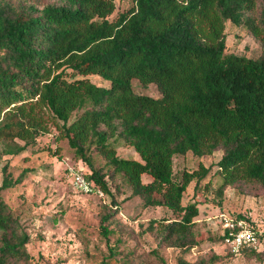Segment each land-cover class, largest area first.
I'll use <instances>...</instances> for the list:
<instances>
[{"label":"trees","instance_id":"1","mask_svg":"<svg viewBox=\"0 0 264 264\" xmlns=\"http://www.w3.org/2000/svg\"><path fill=\"white\" fill-rule=\"evenodd\" d=\"M131 2L111 18L114 0H61L42 7L0 0V156L23 153L53 124L56 138H66L89 167L83 173L112 202L117 203L108 177L120 175L144 206L175 214L149 225L158 233L152 252L165 264L160 246L188 251L200 242L199 200L183 201L190 181L197 185L214 166L219 195L228 186L264 187V0ZM227 20L261 41L260 56L226 51ZM133 77L154 82L160 95L135 91ZM117 142L132 146L139 157L117 154ZM91 150L103 157L106 170L93 163ZM216 150L214 164L174 175L175 154ZM26 170L12 178L4 164L0 191ZM143 173L150 178L144 181ZM204 183L209 187L211 176ZM109 216L102 213L100 223L108 254L97 264H112L116 252ZM234 217L246 219L242 213ZM29 239L0 193V264H33ZM246 251L259 250H239ZM217 257L180 256L176 264H207Z\"/></svg>","mask_w":264,"mask_h":264},{"label":"rangeland","instance_id":"2","mask_svg":"<svg viewBox=\"0 0 264 264\" xmlns=\"http://www.w3.org/2000/svg\"><path fill=\"white\" fill-rule=\"evenodd\" d=\"M42 7L46 3L61 0H23ZM115 9L110 17H115L132 3L131 0H114ZM257 11V10H256ZM226 51L258 57L263 52L261 41L254 37L244 26L230 20L225 22ZM89 78L100 84L107 81L95 74ZM131 83L135 91L152 96L160 95L154 82L141 83L133 77ZM79 111H75L72 116ZM57 128L51 124L49 132L37 137L35 144L16 156H0V183L3 176L2 166L6 164L12 178L23 169L21 180L13 186L0 191L3 199L11 207L24 230L29 235L27 250L33 264H97L108 254L107 240L100 230L101 215L106 212L109 240L115 246L112 264H162L152 248L157 246L158 233L150 228V221L161 217H174L163 206L143 205L138 195L131 193V187L120 176L108 177V184L117 203L102 190L84 193L77 190L68 173V166L88 172V165L76 157L66 138L57 139ZM117 154L138 158V152L122 142H117ZM122 145V146H121ZM92 161L96 166H104L103 157L91 150ZM220 152L197 156L191 151L175 154L173 171L180 176L182 169H192L203 164H214ZM195 185L190 181L184 193L183 201L199 200V213L196 217L195 234L200 242L188 251L175 247L160 246L159 256L165 264H176L180 256L194 260L200 255L215 253L218 257L207 264H264V187L237 185L226 187L219 195L216 188L220 182L214 173ZM211 176L212 183L204 187V182ZM150 176L143 173L142 179ZM196 186V187H195ZM221 213L234 217L242 213L246 220L260 231L258 252H232L221 240L223 220ZM119 239V242L118 240Z\"/></svg>","mask_w":264,"mask_h":264},{"label":"built area","instance_id":"3","mask_svg":"<svg viewBox=\"0 0 264 264\" xmlns=\"http://www.w3.org/2000/svg\"><path fill=\"white\" fill-rule=\"evenodd\" d=\"M68 173L74 187L84 193L100 191L94 186L80 168L68 166ZM224 229V243L232 252H238L242 247L258 248L260 243V231L252 223L243 218L231 217L221 213Z\"/></svg>","mask_w":264,"mask_h":264}]
</instances>
